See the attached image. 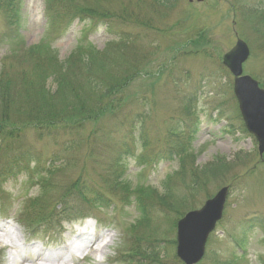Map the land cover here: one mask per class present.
<instances>
[{"label": "rangeland", "instance_id": "rangeland-1", "mask_svg": "<svg viewBox=\"0 0 264 264\" xmlns=\"http://www.w3.org/2000/svg\"><path fill=\"white\" fill-rule=\"evenodd\" d=\"M164 1L75 0L95 13H109L108 33L131 41V58L139 66L120 93L128 102L113 117L86 121L76 138L0 120L3 135L10 136L0 140V222L18 228L22 243L49 250L85 224L75 219L83 214L96 231L113 235L100 264H180L177 221L228 187L221 221L199 264H264V155L259 157L255 140L235 117L237 104L227 89L232 78L220 75L222 56L240 39L250 51L243 75L264 88V43L246 19L250 7L264 10V0H170L166 6ZM62 4L15 0L11 9L0 1V83L29 79L38 89L32 99L38 100L54 89L50 73L42 72L47 80L39 73L53 64L38 60L47 50L61 62L79 46L88 52L105 49L112 38L103 29L86 35L81 24L69 23ZM211 74L225 87L220 94L215 84L209 86ZM26 96L15 88L0 90V101L19 105ZM57 104L62 107V100ZM218 104L227 118L219 117ZM100 120L115 121L113 133L89 136ZM127 127L135 134L122 131ZM170 128L183 131L181 140L193 133L181 153L169 151ZM78 141L79 150L70 147ZM202 170L203 184L191 189L192 172L199 177ZM169 178L171 197L185 199L182 214L156 204ZM6 257L2 248L0 264ZM77 263L98 264L91 256Z\"/></svg>", "mask_w": 264, "mask_h": 264}, {"label": "trees", "instance_id": "trees-1", "mask_svg": "<svg viewBox=\"0 0 264 264\" xmlns=\"http://www.w3.org/2000/svg\"><path fill=\"white\" fill-rule=\"evenodd\" d=\"M0 1L4 7L9 8L12 6L11 9H13L15 0ZM168 1L170 0H165L160 4L164 6L169 5L170 3ZM62 3V6L68 11L67 16L69 17V23L77 22L78 24H81V31L85 30L86 35L93 30L98 31L99 29H103L112 39L107 43L103 51L93 52L92 50H89L88 52L79 46L74 53L61 62L58 61L54 52L47 50L48 53L42 58H38V60L52 61L53 64H50L49 69H42L43 67L41 66H38L37 68L42 69L39 73L44 77V80H47V78L42 72L46 75L47 73H50L54 89L52 91L41 93L38 100L32 99L33 94L38 89L37 87H34L29 79L23 78L19 82H12L7 79L4 83H0V90L15 88L27 93L24 104L18 105L9 99L2 98L0 101V120L2 123H9L11 125L21 124L23 126L37 128V130L46 129L48 130L47 133L55 130L56 134L76 138L78 137L79 132L83 131V124L86 121L89 120L96 123L98 119L101 118L102 120L108 115L109 117H113V115L116 114L115 110L123 107L124 101L128 102L126 98L124 100L121 99L123 94L120 93L123 91L124 87L129 84V81H132L137 75L136 68L139 64L131 58V41L125 37H119L115 32L108 33L110 22L113 20V17L109 13L103 11L95 13L88 7L75 2V0H62ZM249 9L250 10L247 12L248 18L246 19L251 22L254 33L257 37H261L264 43V10L258 9V7L255 8L254 6ZM32 49H29L32 55H40V52L32 51ZM262 49L264 50V46ZM79 64H82V66H79ZM220 68V75L228 79L229 74L226 69L223 67ZM209 84V86L215 84L212 85V88L216 90V95L220 94L221 91L225 89L223 85H220L219 77L212 74L210 75ZM33 88L35 89L32 90ZM227 89L231 91L230 84ZM84 91L87 92L88 99L84 97ZM58 99L62 100V107L58 106ZM216 108L219 117L227 118V115L221 109V104H218ZM20 116H24L22 121L20 120ZM235 117L240 122L242 132L246 133L237 112ZM69 121L70 123L68 125L64 124ZM97 126L98 124L94 127L96 130L90 131L89 136H96V134L100 132L104 136H108L112 134L113 129L116 128L115 121H111L107 125L101 121L99 130L97 129ZM120 127L122 126L120 125ZM176 127L178 126L171 128ZM127 128L128 129H123L122 131L127 132L128 136L135 134L132 127ZM171 128L169 129V136L167 138L169 151L173 154L181 153L187 146L186 143L191 141V134L193 133L186 135L187 137L185 140H181L179 136L182 137L183 131L177 133L175 129ZM2 132L3 131L0 130L1 141L10 137L8 134L3 135ZM79 142L80 141H78V143ZM69 145L70 147L75 146L76 148L74 150H79L81 148L80 143L79 146L73 142ZM32 161L37 164L35 158H32ZM109 168L112 170V174H114L115 171L113 170V167L110 166ZM119 168L120 167H117L116 170H119ZM204 173L205 171L202 170L199 177H197V175L192 172L191 175L194 176V179L191 178V183L189 184L191 189L197 188L203 184ZM181 174L183 176L185 175L183 173ZM120 175L121 174H118L119 177ZM172 184V178H169L164 182V191L162 194L156 195V204L167 207L173 210L176 214H182L185 210L183 209V211H181L182 207L184 208L185 199L177 200L176 196L171 197L170 193ZM108 186L109 188L107 189L109 191L115 190L110 185ZM79 189L84 191V188L81 186H79ZM152 193H154V191H152ZM142 198H147L145 193H142ZM141 210L145 216L146 214L142 207ZM154 257L155 255L153 258Z\"/></svg>", "mask_w": 264, "mask_h": 264}, {"label": "water", "instance_id": "water-1", "mask_svg": "<svg viewBox=\"0 0 264 264\" xmlns=\"http://www.w3.org/2000/svg\"><path fill=\"white\" fill-rule=\"evenodd\" d=\"M246 44L237 40L222 57V65L233 77V94L246 131L254 137L258 154L264 153V90L256 81L242 75V64L247 60ZM227 196L222 188L212 199L196 211L187 213L176 226V257L184 264H197L204 255L209 234L220 220Z\"/></svg>", "mask_w": 264, "mask_h": 264}, {"label": "bare ground", "instance_id": "bare-ground-1", "mask_svg": "<svg viewBox=\"0 0 264 264\" xmlns=\"http://www.w3.org/2000/svg\"><path fill=\"white\" fill-rule=\"evenodd\" d=\"M75 237H72L71 244L61 247H53L49 250H42L37 246L22 243L16 235L18 228L6 226L0 222V248L7 250L6 264H70L74 258V253L79 256H99L94 260L100 264V257L104 255L103 249L109 246L113 235L104 231H96L90 222L85 223L78 230ZM71 234H66L69 238ZM62 241V240H61ZM80 244L76 248L73 243ZM96 245L98 248H95Z\"/></svg>", "mask_w": 264, "mask_h": 264}]
</instances>
